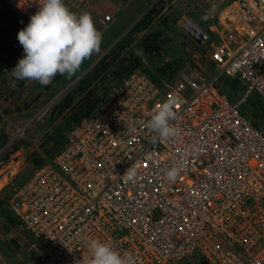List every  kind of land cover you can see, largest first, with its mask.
Returning <instances> with one entry per match:
<instances>
[{"label": "built area", "instance_id": "2783aa9c", "mask_svg": "<svg viewBox=\"0 0 264 264\" xmlns=\"http://www.w3.org/2000/svg\"><path fill=\"white\" fill-rule=\"evenodd\" d=\"M220 1L228 6L210 26L219 36L209 52L216 73L178 69L155 81L135 70L11 193L10 208L34 239L31 264H84L92 239L132 252L135 264L197 255L264 264V129L241 109L253 92L264 100V0ZM100 20L111 23L113 13ZM223 75L246 86L241 100L217 84ZM174 96L180 135L153 143L139 122ZM173 164L182 168L170 183ZM129 168L135 182L125 183Z\"/></svg>", "mask_w": 264, "mask_h": 264}, {"label": "rangeland", "instance_id": "374dc122", "mask_svg": "<svg viewBox=\"0 0 264 264\" xmlns=\"http://www.w3.org/2000/svg\"><path fill=\"white\" fill-rule=\"evenodd\" d=\"M98 1L64 0L73 13H89L96 28L103 34L100 51L94 53L87 62H83L80 69L72 75L76 76L74 80L62 86L57 74L49 85L44 86L36 81L17 79L12 69L24 57V51L18 56L12 69H4L0 75V199L6 200L10 210L11 193L19 183L35 174L39 168L36 160L48 163L54 159L52 155L62 147V141L58 144L56 139L63 115L55 108L56 104L150 10L155 13L150 27L144 31H132L130 35V45L143 62L138 69L151 73L152 70H160L168 61L176 65L184 59V64L179 66L180 70L198 69L207 74L216 73L211 69L209 52L212 48L211 42H218L219 36L210 32V24L228 6L219 5L220 0H115L120 4V10L116 16L113 15L115 21L106 24L101 22V16H96L92 9ZM9 2L12 7L30 17L41 6L40 0ZM166 18L169 20L162 24ZM189 19L207 32L208 38L204 43L196 41L187 31L186 26L193 29L187 23ZM159 26L164 30L162 37L169 38L166 45L164 44L166 51L160 54L146 53L142 49V39L149 30L158 29ZM86 63L89 65L85 66ZM115 85L116 80H109L101 84L98 91L103 94L106 87L112 86L114 89ZM227 88L231 89L230 85ZM231 92L236 93L234 90ZM243 96L244 93L237 94L234 98L239 101ZM259 97L258 93L253 92L242 102L241 109L256 126L264 129V116L256 109ZM17 128H21V132L17 133ZM3 136L7 138L5 144H2ZM33 243L34 239L22 223L10 224L0 215V264H31L34 256ZM179 264L208 263L196 256L191 262L184 261Z\"/></svg>", "mask_w": 264, "mask_h": 264}, {"label": "clouds", "instance_id": "9594fccd", "mask_svg": "<svg viewBox=\"0 0 264 264\" xmlns=\"http://www.w3.org/2000/svg\"><path fill=\"white\" fill-rule=\"evenodd\" d=\"M17 38L25 55L12 69L14 76L47 86L57 74L70 78L86 59L98 53L103 34L89 13H73L64 0H41V6L31 16L26 28L19 31ZM180 102L174 96L158 103L146 124L139 122L154 133L151 137L153 143H164L180 135V129L173 123ZM129 131L134 129L129 128ZM181 168L182 165L173 164L165 171V179L175 182ZM122 177L125 183L135 182L136 171L129 168ZM88 252L84 264H135L132 252L121 253L98 239L88 242Z\"/></svg>", "mask_w": 264, "mask_h": 264}, {"label": "trees", "instance_id": "16d2710c", "mask_svg": "<svg viewBox=\"0 0 264 264\" xmlns=\"http://www.w3.org/2000/svg\"><path fill=\"white\" fill-rule=\"evenodd\" d=\"M30 18L31 17L20 11L18 8L12 7L9 0H0V75L4 72V69H12L16 64L18 56L24 51L17 37L19 31L26 28L30 22ZM154 18L155 13L152 12V10L147 12L142 19L114 45L112 50L105 54L100 61L85 74V76L78 80L77 83L64 95L61 101L56 104L55 108L63 115V120L59 123L58 127V138L56 139L58 144L62 141V147H60L57 153H59L66 143V133L84 117L90 116L95 112L102 101L109 98L113 91L112 86L106 87L104 89L105 92L100 94L98 91L100 85L105 84L109 80H116L115 86L117 87L123 82L124 78L140 68L143 62L130 45V35L132 31L147 30ZM168 20L169 18H166L162 24L166 23L165 21ZM157 28L158 29H153L151 31L149 30L142 39V49L146 51V53L154 52L160 54L166 51L164 46L169 38H163L162 35L164 30L160 28V26ZM84 62H87V59ZM184 62L185 60L183 59L178 64L174 65L173 62L170 63L168 61L160 68V70H152L149 74L155 81H159L163 77H172L179 69V66L184 64ZM88 65L89 63H86L85 66ZM210 66L212 67L211 69H214L215 67L213 62L210 63ZM58 76V81H60L62 86L74 80L76 77L72 76L69 78L67 75L60 74H58ZM217 84L232 100H235V95L242 94L246 90V86L241 80L226 75L220 77ZM229 85L231 89L227 88ZM231 90H234L236 93L233 94ZM256 109L261 111V116H264V100L261 97L258 98V106ZM6 141V136H3L2 144H5ZM57 153L52 155V159ZM36 161L39 164V167L46 163L40 160ZM22 183H19V185ZM0 215H2L10 224L15 225L22 223L21 220L8 208L5 199H0ZM184 261L191 262L189 259L181 262Z\"/></svg>", "mask_w": 264, "mask_h": 264}, {"label": "crops", "instance_id": "0c3cea01", "mask_svg": "<svg viewBox=\"0 0 264 264\" xmlns=\"http://www.w3.org/2000/svg\"><path fill=\"white\" fill-rule=\"evenodd\" d=\"M25 1L27 2V0ZM71 3L74 6L73 2ZM92 9H94L95 15L98 17L104 15L105 13H113V15L116 16L117 11L120 10V4L117 3L115 0H99L96 4L92 6ZM211 18H213V15L211 16ZM115 19L116 18H113V21H115ZM213 24L220 25V19L219 18L212 19L210 26H212ZM209 37H211L210 34H209ZM212 43L213 41L211 42V45Z\"/></svg>", "mask_w": 264, "mask_h": 264}, {"label": "water", "instance_id": "95a60500", "mask_svg": "<svg viewBox=\"0 0 264 264\" xmlns=\"http://www.w3.org/2000/svg\"><path fill=\"white\" fill-rule=\"evenodd\" d=\"M187 23H190L191 26L194 28V29H192V28H189L186 26V29L189 32V34H191L192 37L196 41H198L199 43H203L204 40L208 37L207 32L199 24H197L195 21H193L192 19H189V21H187Z\"/></svg>", "mask_w": 264, "mask_h": 264}]
</instances>
